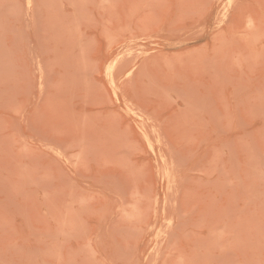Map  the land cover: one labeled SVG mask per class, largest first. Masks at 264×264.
<instances>
[{
    "label": "rangeland",
    "instance_id": "374dc122",
    "mask_svg": "<svg viewBox=\"0 0 264 264\" xmlns=\"http://www.w3.org/2000/svg\"><path fill=\"white\" fill-rule=\"evenodd\" d=\"M0 264H264V0H0Z\"/></svg>",
    "mask_w": 264,
    "mask_h": 264
},
{
    "label": "bare ground",
    "instance_id": "6f19581e",
    "mask_svg": "<svg viewBox=\"0 0 264 264\" xmlns=\"http://www.w3.org/2000/svg\"><path fill=\"white\" fill-rule=\"evenodd\" d=\"M219 20H221V19H219ZM223 21V20H222ZM220 23V22H219Z\"/></svg>",
    "mask_w": 264,
    "mask_h": 264
}]
</instances>
